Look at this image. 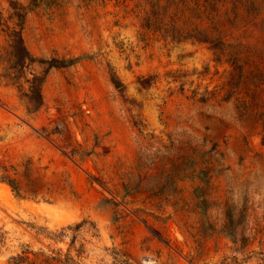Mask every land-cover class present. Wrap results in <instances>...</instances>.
Segmentation results:
<instances>
[{
  "label": "rangeland",
  "instance_id": "1",
  "mask_svg": "<svg viewBox=\"0 0 264 264\" xmlns=\"http://www.w3.org/2000/svg\"><path fill=\"white\" fill-rule=\"evenodd\" d=\"M0 77V264H264V0H0Z\"/></svg>",
  "mask_w": 264,
  "mask_h": 264
},
{
  "label": "trees",
  "instance_id": "2",
  "mask_svg": "<svg viewBox=\"0 0 264 264\" xmlns=\"http://www.w3.org/2000/svg\"><path fill=\"white\" fill-rule=\"evenodd\" d=\"M23 23L18 25L17 29H13L9 35V46L11 56L17 58L13 61V65L9 68L5 79L7 85L16 86L22 93V99L26 104L29 115H35L43 106L42 88L46 82L47 76L52 68H58L59 62L55 59L44 60L35 57L31 54L24 41ZM42 68L37 71L35 68ZM26 70L30 71L31 77L25 75ZM1 83V77H0ZM25 85L27 87H25ZM14 190H17L16 183L11 182ZM122 263L130 264L126 260H121Z\"/></svg>",
  "mask_w": 264,
  "mask_h": 264
}]
</instances>
